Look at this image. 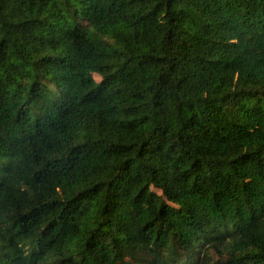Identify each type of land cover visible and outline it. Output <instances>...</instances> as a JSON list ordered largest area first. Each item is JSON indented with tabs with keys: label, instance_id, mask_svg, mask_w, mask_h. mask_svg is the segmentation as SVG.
<instances>
[{
	"label": "trees",
	"instance_id": "trees-1",
	"mask_svg": "<svg viewBox=\"0 0 264 264\" xmlns=\"http://www.w3.org/2000/svg\"><path fill=\"white\" fill-rule=\"evenodd\" d=\"M0 264H264V0H0Z\"/></svg>",
	"mask_w": 264,
	"mask_h": 264
}]
</instances>
